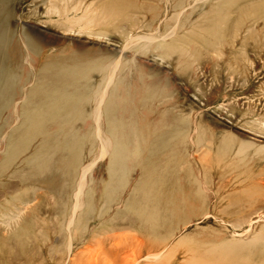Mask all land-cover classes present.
Wrapping results in <instances>:
<instances>
[{
	"label": "rangeland",
	"instance_id": "rangeland-1",
	"mask_svg": "<svg viewBox=\"0 0 264 264\" xmlns=\"http://www.w3.org/2000/svg\"><path fill=\"white\" fill-rule=\"evenodd\" d=\"M173 2L10 4V26L37 45L30 76L50 62L87 64L72 89L88 114L87 155L62 184H21L7 177L13 168L0 177V264H264V217L238 230L228 222L264 196V0ZM108 108L127 118L128 159L104 222L78 236L68 224L80 214L77 170L100 162L88 142Z\"/></svg>",
	"mask_w": 264,
	"mask_h": 264
},
{
	"label": "bare ground",
	"instance_id": "bare-ground-1",
	"mask_svg": "<svg viewBox=\"0 0 264 264\" xmlns=\"http://www.w3.org/2000/svg\"><path fill=\"white\" fill-rule=\"evenodd\" d=\"M12 1L0 0V177L13 168L7 177H15L21 184L50 186L54 181L62 184L70 172L75 167L77 169L82 160L85 161L87 155L82 152L83 145L80 141L84 135L81 133L84 119L88 114L78 103L81 95L72 93L78 82L84 80L87 64L67 59L50 62L30 76L26 66L29 64L31 67L34 62L32 53L37 50V45L25 32H20L17 36L15 29L10 26L9 10ZM180 2L181 0H174L173 7L178 6ZM22 52H27V57H22ZM31 80L33 81L30 82ZM116 86L117 81L114 80L112 89ZM78 93L81 94L80 91ZM106 97L107 94H103L100 98L104 100ZM110 112L109 108L105 111L98 109L94 114L93 135L98 143L95 139L88 142L90 151L98 145L97 159L100 162L97 165H94L95 162L88 163L81 170H77L79 177L75 189V204L71 212L74 214L78 210L80 214L75 220L74 216H71L68 224L70 226L75 222V226L79 228L78 236L83 235L88 222L102 221L112 209V202L118 197L116 189L120 187L122 171L128 159L129 145L124 141L123 134L121 135V129L128 130L125 125L127 118L111 115ZM76 114L78 118H75ZM102 122L111 124L103 129ZM93 165L98 170L95 175L89 173ZM89 178L90 181H93V178L99 182L95 192L86 188L90 184ZM1 184L0 182V186ZM6 187L13 189L10 183H5L4 188ZM84 192L86 199L79 203L77 199ZM96 195L102 197L103 203L94 200ZM260 198L261 201L255 208L228 221L232 228L238 230L249 227L255 217H264V196ZM82 205L85 207L83 211L80 209ZM115 211L117 214L121 213L119 209ZM117 214L114 219H118ZM262 229L264 225L260 228ZM233 246L228 245L227 248L233 249ZM149 254L152 258L151 253Z\"/></svg>",
	"mask_w": 264,
	"mask_h": 264
}]
</instances>
